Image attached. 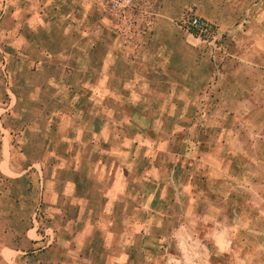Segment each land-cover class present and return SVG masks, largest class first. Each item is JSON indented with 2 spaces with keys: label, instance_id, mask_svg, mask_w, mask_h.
Masks as SVG:
<instances>
[{
  "label": "rangeland",
  "instance_id": "obj_1",
  "mask_svg": "<svg viewBox=\"0 0 264 264\" xmlns=\"http://www.w3.org/2000/svg\"><path fill=\"white\" fill-rule=\"evenodd\" d=\"M21 1L37 3L15 0ZM40 1L51 9L42 28L34 30L21 14L16 32L0 44V162L10 157L24 170L18 178L0 175V229L22 231L33 217L44 218L45 183L56 180L60 189L74 180L80 194L94 191L87 174L96 158L87 152L92 135L71 134L96 126L106 133L103 160L112 163L124 151L141 194L148 186L155 191L153 208L164 216L152 219L153 230L226 227L253 242L244 231H264V75L246 74L243 53L213 56L219 41L213 4ZM188 6L198 16L201 8L207 12V39L180 27Z\"/></svg>",
  "mask_w": 264,
  "mask_h": 264
},
{
  "label": "crops",
  "instance_id": "obj_2",
  "mask_svg": "<svg viewBox=\"0 0 264 264\" xmlns=\"http://www.w3.org/2000/svg\"><path fill=\"white\" fill-rule=\"evenodd\" d=\"M200 2L213 4L216 13L211 21L219 29V41L213 56L223 61L231 60L229 56L241 59L239 53H243L248 63L246 74L253 75L262 69L264 75V0ZM49 10L40 0L34 6L22 1L16 4L15 0H0V44L5 36L12 37L16 32L21 14H26L29 24L35 22L34 30L39 31L42 28L39 24L43 26V16ZM221 12H227L229 18ZM198 13L210 19L204 9ZM232 15L239 20H233ZM232 31L237 36H231ZM147 49L151 54L154 52ZM93 128L75 127L71 135L75 140L85 131L92 135L87 152L96 158L87 174L94 180L91 185L94 191L80 194L74 180H65L60 189L56 180L45 183L41 213L46 219L33 217L22 231L10 227L0 229V264H264V231H244L253 238L250 243L238 239L242 231L226 227L210 226L196 231L183 225L172 231L153 230L152 219L162 220L164 216L161 209L153 208L159 201L155 191L148 186L141 194L134 160L133 166L129 159L124 161L128 158L124 151H119L112 163L103 160L106 150L100 142L106 133L103 127ZM82 152L77 149L73 154L79 156ZM23 172L10 157L0 162L4 180L18 178ZM104 179H109L110 184L101 192ZM130 188L134 192L126 196V189ZM142 213L146 216L143 222Z\"/></svg>",
  "mask_w": 264,
  "mask_h": 264
},
{
  "label": "built area",
  "instance_id": "obj_3",
  "mask_svg": "<svg viewBox=\"0 0 264 264\" xmlns=\"http://www.w3.org/2000/svg\"><path fill=\"white\" fill-rule=\"evenodd\" d=\"M178 23L187 33L202 40L207 39L211 34L210 24L196 14L193 6L185 7L179 16Z\"/></svg>",
  "mask_w": 264,
  "mask_h": 264
}]
</instances>
